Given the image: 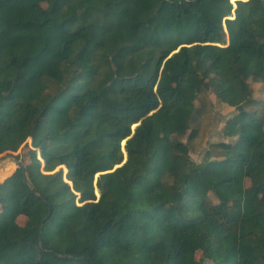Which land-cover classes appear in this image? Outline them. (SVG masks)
I'll return each instance as SVG.
<instances>
[{
  "label": "trees",
  "instance_id": "obj_1",
  "mask_svg": "<svg viewBox=\"0 0 264 264\" xmlns=\"http://www.w3.org/2000/svg\"><path fill=\"white\" fill-rule=\"evenodd\" d=\"M231 1L0 0V264L264 262V0Z\"/></svg>",
  "mask_w": 264,
  "mask_h": 264
},
{
  "label": "rangeland",
  "instance_id": "obj_2",
  "mask_svg": "<svg viewBox=\"0 0 264 264\" xmlns=\"http://www.w3.org/2000/svg\"><path fill=\"white\" fill-rule=\"evenodd\" d=\"M260 94L262 96H264V88L261 89ZM224 114V113H223ZM226 116V115H225ZM221 123H223V117H218V116H214V121H213V125L211 128V133L208 136L207 140L209 142L215 141L217 139H219L220 137V130L219 127L221 126ZM121 150L123 152L124 151V141L121 143ZM19 152V151H18ZM17 153H13L10 156H3L0 155V182L3 181L6 177H8L15 169V165L12 161V158H14V156ZM250 153H249V158L247 160L246 165L243 168V179H242V188L245 187V180H244V175H245V171L250 163ZM12 157V158H10ZM192 156V158L196 161H198V157ZM123 160H124V153H123ZM112 174L113 177L115 179L116 182H119L120 179L123 176V172L120 169V165H116L113 169H112ZM99 175H96V178ZM95 195L96 198H98V193L95 190ZM246 220L250 223L256 224L258 226H261L264 228V219H260L255 215L249 216L246 218ZM240 233H239V229H236V236L239 237ZM106 240H102L98 243V245L95 247L94 249V258L96 259L98 264H131L132 261H134V259L136 258L135 255L130 254V253H124L122 252L117 246H113L111 244H109L108 242H105ZM238 255V250L237 253ZM261 264H264V262H262Z\"/></svg>",
  "mask_w": 264,
  "mask_h": 264
},
{
  "label": "water",
  "instance_id": "obj_3",
  "mask_svg": "<svg viewBox=\"0 0 264 264\" xmlns=\"http://www.w3.org/2000/svg\"><path fill=\"white\" fill-rule=\"evenodd\" d=\"M264 62V61H263ZM137 125V124H136ZM136 125H133L132 127H131V129L133 130L135 127H136ZM124 145H125V140H124ZM123 152V151H122ZM124 153V160H123V162L120 164V166L126 161V154H125V152H123ZM10 158H12V157H10ZM12 161H13V163H14V165H15V168L17 167V168H19V169H22L23 170V165L21 164V162L19 161V160H17V159H15V158H12ZM23 181H24V183L25 184H27V180H26V178L24 177L23 178ZM29 185V184H28ZM29 187H30V185H29ZM98 193V192H97ZM98 196H99V194H98ZM97 196V197H98ZM44 202H45V200H44ZM46 203V202H45ZM41 247V246H40ZM65 257H67L68 258V256H65Z\"/></svg>",
  "mask_w": 264,
  "mask_h": 264
},
{
  "label": "clouds",
  "instance_id": "obj_4",
  "mask_svg": "<svg viewBox=\"0 0 264 264\" xmlns=\"http://www.w3.org/2000/svg\"><path fill=\"white\" fill-rule=\"evenodd\" d=\"M233 2H234V1L232 0L231 3L233 4Z\"/></svg>",
  "mask_w": 264,
  "mask_h": 264
},
{
  "label": "crops",
  "instance_id": "obj_5",
  "mask_svg": "<svg viewBox=\"0 0 264 264\" xmlns=\"http://www.w3.org/2000/svg\"><path fill=\"white\" fill-rule=\"evenodd\" d=\"M222 124V123H221ZM244 178H245V176H244ZM245 188V187H244ZM244 188H243V190H244Z\"/></svg>",
  "mask_w": 264,
  "mask_h": 264
},
{
  "label": "bare ground",
  "instance_id": "obj_6",
  "mask_svg": "<svg viewBox=\"0 0 264 264\" xmlns=\"http://www.w3.org/2000/svg\"><path fill=\"white\" fill-rule=\"evenodd\" d=\"M263 61H264V57H263Z\"/></svg>",
  "mask_w": 264,
  "mask_h": 264
}]
</instances>
